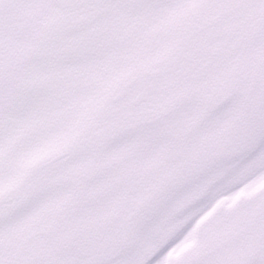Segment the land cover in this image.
Returning a JSON list of instances; mask_svg holds the SVG:
<instances>
[{
    "label": "snow or ice",
    "instance_id": "snow-or-ice-1",
    "mask_svg": "<svg viewBox=\"0 0 264 264\" xmlns=\"http://www.w3.org/2000/svg\"><path fill=\"white\" fill-rule=\"evenodd\" d=\"M0 264H264V0H0Z\"/></svg>",
    "mask_w": 264,
    "mask_h": 264
}]
</instances>
